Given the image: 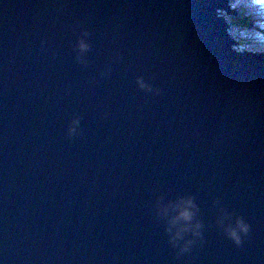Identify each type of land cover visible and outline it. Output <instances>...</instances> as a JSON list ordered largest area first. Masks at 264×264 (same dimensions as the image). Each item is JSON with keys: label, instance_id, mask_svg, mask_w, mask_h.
Listing matches in <instances>:
<instances>
[{"label": "water", "instance_id": "1", "mask_svg": "<svg viewBox=\"0 0 264 264\" xmlns=\"http://www.w3.org/2000/svg\"><path fill=\"white\" fill-rule=\"evenodd\" d=\"M219 10L0 0V264H264V59ZM187 198L181 253L165 229Z\"/></svg>", "mask_w": 264, "mask_h": 264}, {"label": "clouds", "instance_id": "2", "mask_svg": "<svg viewBox=\"0 0 264 264\" xmlns=\"http://www.w3.org/2000/svg\"><path fill=\"white\" fill-rule=\"evenodd\" d=\"M84 35H87L86 33ZM88 45L83 39H78L76 42V50L78 53H83L87 50ZM136 84L141 89H147L148 86L139 78L136 80ZM78 125V120L73 119L68 126V135H73L76 132V127ZM182 207L176 216L169 220V227L165 229L169 233V242L175 247L179 245V251L181 253L187 252L189 246L193 243V240L185 239V233H190L192 237H200L201 225L196 221V206L192 202L191 198L184 199L182 202ZM177 221L182 222L177 225ZM249 228L248 225L237 218L234 225L226 229V234L229 239H231L235 244L239 245L241 243V237L246 235Z\"/></svg>", "mask_w": 264, "mask_h": 264}, {"label": "rangeland", "instance_id": "3", "mask_svg": "<svg viewBox=\"0 0 264 264\" xmlns=\"http://www.w3.org/2000/svg\"><path fill=\"white\" fill-rule=\"evenodd\" d=\"M230 3L232 4L235 13L234 14H229L227 12H224L222 10H219L218 15L221 16L225 23H226V27H227V32H230V39L231 40H235L233 41V44L240 50L243 51H249L252 53H259L260 55H262L264 57V18L261 17L260 19V14L258 15H252L253 19H249L247 17V15H249V9L248 8H243V3L244 5H247V3L249 2V0H229ZM254 3L256 2V0H252ZM259 1V0H258ZM264 1V0H262ZM238 16L239 17V25L237 27L234 26V24L236 23V19L235 17ZM259 23H262L259 24ZM251 27V30H249V32L254 33V35L257 37L255 39L256 43H261V45L257 46L256 44L253 45V47L251 46V43L246 41L248 43L247 46H239V41L240 42H244L245 40L241 41V37H239V34H241L242 36H246V32L248 31V27ZM241 31V33H240ZM239 33V34H238ZM258 34H260L261 36H259ZM249 35V33H248ZM247 35V36H248ZM259 39V40H258ZM263 51V52H262Z\"/></svg>", "mask_w": 264, "mask_h": 264}, {"label": "bare ground", "instance_id": "4", "mask_svg": "<svg viewBox=\"0 0 264 264\" xmlns=\"http://www.w3.org/2000/svg\"><path fill=\"white\" fill-rule=\"evenodd\" d=\"M243 8H248L249 9V19H253L252 15H258L260 13V16L262 18H264V1L262 0H256V2L254 3L252 0H249V2L247 3V5H244L243 3ZM250 27V26H249ZM250 29H248L247 31V35L249 33V35L245 38L241 35H239V37H241V41L243 40H248L249 42H251V46H253L254 44H256L257 46L261 45V43H256L255 39L257 38L254 33L249 32ZM228 34L230 35V32H228ZM239 34V33H238ZM243 39V40H242ZM257 40V39H256ZM259 40V39H258ZM254 48V47H253ZM263 52V51H262Z\"/></svg>", "mask_w": 264, "mask_h": 264}, {"label": "trees", "instance_id": "5", "mask_svg": "<svg viewBox=\"0 0 264 264\" xmlns=\"http://www.w3.org/2000/svg\"><path fill=\"white\" fill-rule=\"evenodd\" d=\"M238 20H239V17L237 16V18H236V24L237 25H239V21Z\"/></svg>", "mask_w": 264, "mask_h": 264}]
</instances>
